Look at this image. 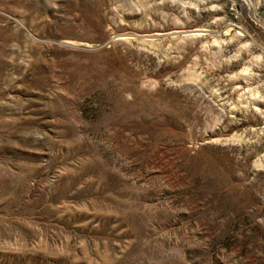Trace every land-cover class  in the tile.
Listing matches in <instances>:
<instances>
[{
    "label": "rangeland",
    "instance_id": "1",
    "mask_svg": "<svg viewBox=\"0 0 264 264\" xmlns=\"http://www.w3.org/2000/svg\"><path fill=\"white\" fill-rule=\"evenodd\" d=\"M0 264H264V0H0Z\"/></svg>",
    "mask_w": 264,
    "mask_h": 264
}]
</instances>
